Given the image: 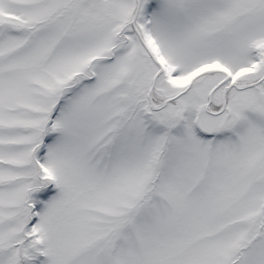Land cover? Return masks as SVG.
Wrapping results in <instances>:
<instances>
[{
  "label": "snow or ice",
  "instance_id": "1",
  "mask_svg": "<svg viewBox=\"0 0 264 264\" xmlns=\"http://www.w3.org/2000/svg\"><path fill=\"white\" fill-rule=\"evenodd\" d=\"M0 264H264V0H0Z\"/></svg>",
  "mask_w": 264,
  "mask_h": 264
}]
</instances>
